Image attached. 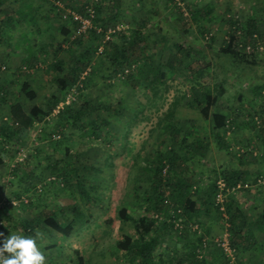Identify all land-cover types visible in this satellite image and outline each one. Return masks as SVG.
Wrapping results in <instances>:
<instances>
[{"label":"rangeland","instance_id":"1","mask_svg":"<svg viewBox=\"0 0 264 264\" xmlns=\"http://www.w3.org/2000/svg\"><path fill=\"white\" fill-rule=\"evenodd\" d=\"M176 1L177 7L180 8L179 12L167 0H97L96 4L103 7L101 19L104 22L109 20L108 13L115 6V13L119 19H113L111 24L124 28V31L128 29L127 33L135 28V23L138 21L145 22L143 31L147 35L146 43L149 45L146 54L152 55L154 59L152 61L159 66L166 65L173 54H183L186 47L199 50L202 53L200 56H204L203 62L193 55L187 58L181 57L180 60L183 63L194 60L198 67L201 63L205 64L211 83L222 84L223 93L219 102L224 108V113L233 118L242 117L246 121H255L254 118L258 117L262 107L258 104L259 101L251 96H253V87L264 82V52L255 57L250 64L240 67L229 63L217 53L226 36V19L229 17L241 23L248 18H254L264 30V0ZM90 3H93V0H2L0 23L10 17L15 21V28L7 36H3L1 39L4 41L0 43V88L3 87L7 91L4 99L6 103L1 101L3 96L0 94V117H8L10 105L16 103L22 104L27 110L33 106L44 110L50 103L51 96L57 93L54 72L51 69L48 72L42 71L54 61L51 54L45 61L39 56L38 69L23 70L25 53L23 47H20L21 35H27L29 39L34 40L38 48L48 44L49 37H54L55 41L59 42L61 40L59 26L62 23L67 25L72 23L71 19L67 18L71 16L68 13L83 15L79 14L80 10ZM205 7L209 8V14L201 15L194 21L191 12ZM26 12L28 14H25ZM20 19L22 22L17 23L16 21ZM33 19L36 24H33ZM201 29L204 30L202 35ZM157 37H163L165 41L156 42L154 47L153 43L155 40L158 41L155 39ZM59 58L66 60L67 55L60 53ZM66 66L67 64L64 65V69L67 68ZM174 67L181 69L180 75L186 73L182 64L178 66L175 64ZM89 69H94L96 74L92 84H87L86 89H83L86 102L93 101V104L103 103L117 108L116 115L99 109L88 110L87 117H82L85 124L93 120L109 122L110 128L104 130L99 139L83 136L81 130L68 127L65 132L67 136L72 134V137L66 138L69 142L65 141L64 146L54 148L55 141L53 142L51 137L40 140L42 136L52 131L53 125L57 122L55 111L41 122L33 124L23 136V143H18L19 146L22 144L19 153H14L12 150L14 146L12 138L3 137L4 141L0 137V148L4 147L3 151L0 150V156L5 163L4 166H0L1 181L4 182L6 191L24 193L26 194L24 200L30 203H19L21 205L19 210L15 211L16 214L8 216L13 218L11 221L1 219L7 225L5 235L22 233L28 236L23 231L20 220L36 221L37 228L30 236L37 239L38 246L46 257L45 264H78L80 257L83 259V264H130L131 258L126 253H113V245L125 235L131 236L132 239L138 238L139 219H151V213L145 212L137 203L149 187L147 175L140 169L154 159L157 152L165 153L169 149V137L157 128L156 123L162 113L166 112L168 105L181 93H186L187 97L181 101L183 106L178 107L174 124L184 129L181 136L187 132L191 134L187 138L189 142L200 140L202 143H207L208 151L199 163L196 162L197 158H192L189 152H186L187 154L184 155H188V158L186 157L182 164L187 170L182 171L180 178L190 179L192 186H196L201 191H210L209 185L216 176V167L223 162L222 158L226 153L216 149L208 121L201 119L197 109L189 108L184 104L190 97L187 89L178 81L166 77L163 81L164 86L160 84L155 86L158 92L154 97L149 89L144 90L142 87L131 89L116 79L108 80L107 75L110 70L100 54L95 55L91 60ZM13 81H16L15 84H12ZM24 81L29 82L30 87L35 91V100L27 102L20 93V86ZM72 97H75V91ZM81 102L80 100L79 104ZM187 121H192L194 127L189 128L193 124ZM0 124V132L4 133L7 127L5 123ZM228 137L230 139V136ZM67 145L71 149L69 158L63 157L62 152ZM233 146L242 149L250 147L239 143ZM252 149L263 153L262 148L256 145ZM24 159L23 165H29L39 177L34 180L37 189L40 190L39 195L25 190L27 182L18 180L11 173L14 163ZM58 160L61 161L59 165L61 169L66 166L78 167L79 174L85 178L87 193L94 200L92 203H87L78 194L76 187H73L74 194L71 195L67 190H60V186L59 188L52 186L50 189L38 184L46 177L53 179L50 175L51 171L47 170L46 166H51ZM255 160L264 163V158H255ZM81 165L83 167L79 168ZM5 204L0 206L8 210ZM72 205H76L81 210V218L76 219L70 211L69 207ZM122 208L127 209L128 213L126 219L121 221L117 213ZM42 211L45 214L54 213L56 220L63 225L72 224L71 235L64 239L44 227L42 224L44 218L37 217ZM256 211H252V215H258L259 210ZM225 216L229 218L227 213ZM210 221L208 233L211 234L208 238L221 239L224 233L229 234L225 232L228 229V222L221 216L218 217L214 211L211 212ZM250 221H253L252 218ZM196 223L202 230V222L196 221ZM149 233L146 237L155 235L152 231ZM156 235L159 233L156 232ZM251 235L254 243L249 248L235 253L236 264H264V234ZM174 239L172 231L165 232L160 237L158 249L154 252L155 256L157 257L160 252L164 253V247H171L173 250L170 248L167 250L173 254L177 247ZM222 264H226L224 259Z\"/></svg>","mask_w":264,"mask_h":264},{"label":"trees","instance_id":"2","mask_svg":"<svg viewBox=\"0 0 264 264\" xmlns=\"http://www.w3.org/2000/svg\"><path fill=\"white\" fill-rule=\"evenodd\" d=\"M167 1L176 8L177 12L180 11V8L177 7L176 0ZM1 4L2 0H0V5ZM113 8L108 13L109 20L104 22L101 19V15H103V7H101L100 4H97L93 8L94 17L91 20L92 25L85 30V32L79 30V22L69 18L72 21V23L70 22V25L62 23L59 26L61 40L57 42L54 37H49L50 42L39 48L35 46L34 40L29 39L27 35H21L20 47H23L25 53L23 70L32 71L38 69L37 65H39L40 60L39 56L42 58V61H45L47 56L51 54L54 61L48 67H44L42 71L48 72L51 69L54 72V82L57 93L51 96L50 103L45 106L46 109L44 110L37 106H33L27 110L20 103L10 105L7 114L8 117H0V123H5V126L7 127V130H5L4 133L0 132L1 139H3V137L9 139L12 138L14 141L12 150L14 153H19L22 150V144L19 146L18 143H23V136H25L35 122H41L44 118H47V116L57 108L61 101H63L69 94H72V89L75 91L74 99L70 101L69 104L64 105L59 109L58 113L55 115V117H57V124L55 123L52 127V131H50L48 135L42 136L40 140H43L44 137H51L53 142L55 141L54 148H56V146L59 147L60 145L64 146L65 141L69 142V139L66 138L70 136L72 137V134L67 136V133L65 132L68 127L81 130L83 136L85 135L95 140L99 139L100 134L104 130L110 128L109 122L107 120H93L88 124H85L82 121V117H87L86 112L88 110L95 111L99 109L110 111L115 115L117 114L116 107L105 105L103 103L93 104V101L86 102L83 94V89H86L85 86H87V84H92V79L96 74L94 69H89L91 60L95 55H99L98 51L102 48L100 56L103 57L110 70L109 75H107L108 80L116 79L122 85L128 86L131 89H136L137 87H142L144 90L149 89L152 91V96L154 97L158 92L155 86L157 84L164 86L163 81L166 77L172 81H178L180 85L187 89V94L190 97L184 104L189 108L197 109L201 119L206 122L208 121L216 149L219 152H229L227 132H233L232 128L235 127L236 123L235 117L233 118V116L231 117V115L224 113V108L219 102L223 93L222 84L211 83V77L205 64L201 63L199 64L200 67H198L194 60L185 63L180 60L182 59L181 57L187 58L193 55L198 57V60L200 59L201 61H204V56H200L202 53L194 48L186 47L183 54H173L166 65L159 66L158 64H155L154 61H152L154 60L153 56L146 54L149 45L146 43L147 35L143 31L145 22L135 23V28L129 31V33H127L128 29L124 31V28L115 31L112 35H109L108 40H105L107 30L116 27V25L111 24V21L119 17L115 13V6H113ZM82 9L79 14L85 15V7H82ZM28 12L25 14H28ZM209 12V8L205 7L204 9L200 8L191 13L192 16H194L193 20L196 21L201 15L206 16ZM196 14L197 16H195ZM16 22L21 23L22 19L17 20ZM34 23L36 24L33 19V24ZM226 27L227 33L219 46L217 54L237 67L248 65L253 62L255 57L261 54V52H252L248 55L244 50L247 45L251 46L252 50L256 49L257 42L253 35H256L259 41L264 40V30L259 21L254 18H248L245 22L241 23L234 21L229 17L226 19ZM14 28L15 21L13 18L7 17L4 22L0 23V43L1 41H4L1 38L7 36ZM203 32L204 30L201 29L200 34L202 35ZM155 39H158V41L155 40L153 43L154 47L156 42L161 43L165 41L163 37H157ZM85 41L88 43H85ZM60 53L67 55L66 60L59 58ZM66 64L67 68L64 69V65ZM175 64H177V66L182 64L186 73L180 75L181 69L179 70V67L175 68ZM86 71L87 73H85ZM15 82L16 81H13L12 84H15ZM258 85L260 86L253 87V94L264 101L261 96V92L264 90V82ZM6 93L7 91L5 88H0V94L3 96L1 101L3 102H5L4 99ZM20 93L27 102L36 99V93L27 81H24L21 84ZM186 97L187 95L184 92L181 93L180 96L175 97L168 105L166 112L162 113L161 118H159L156 123L157 128H159L164 134L168 135V141L170 142L169 149L166 150L165 153L157 152L154 159L140 169L147 175L149 187L145 190L137 203L140 204V207H142L145 212L151 213V219H139L137 229L139 234L138 238L132 239L131 236L125 235L122 239L114 242L113 253H126L129 258H131L130 264H209L204 256L199 257V254L197 253V250H199V247L201 246L200 236L195 237L196 235L193 233L192 243L188 236L191 232L189 225L194 223L193 219L197 218L200 200L195 198L197 195L196 192H192L193 184L191 180L180 178L182 171L187 170V167L182 164L186 157L188 158V155H184L187 154L186 152H189L188 154H190L192 158H197L196 162L199 163L204 159L205 154L208 151L207 143H202L200 140L189 142L187 138L191 134L183 132L184 135L181 136L182 130L184 131V129L176 127L174 124V117L176 116L178 107L183 106L181 101L182 99L185 100ZM79 99L82 101L81 104H79ZM259 113L260 116L257 115L258 118L264 115L263 108ZM187 122L193 124L192 121ZM252 124L253 127L257 126L255 121H253ZM191 127H194V124L189 126V128ZM257 128L264 133L263 119L260 118V124ZM3 140L5 141V138ZM3 149L4 147L0 148L2 151ZM244 149H250V151H253L252 147H246ZM70 151L71 149L69 145L64 147L62 150L63 157L69 158ZM262 151L264 153V148ZM37 152H39V150ZM234 152L238 153V151ZM238 154L240 157L248 155V153ZM46 157L48 158L47 155ZM251 157L255 159L252 155ZM25 159L21 160V163L15 162L11 173L18 180L27 182V188H25V190L33 191L35 194L37 193L39 195L38 192H40V190L37 189V184H35L36 182L34 181L39 177L29 165H23ZM60 162L61 161L58 160L55 163L53 162L51 166H46V169L51 171L50 175H52L51 177L53 179L50 180L46 177L45 179L40 180V183H37L41 184L43 188L47 186L50 187V189H52V186H56L57 188L60 186V190H67L71 195L74 194L72 190L73 187H76L78 194L83 197L87 203H92L94 200L89 197L87 193L85 188V178L81 177V174H79L78 167L75 166L74 168H71L70 166H66V168L61 169L59 166ZM4 165L5 163L0 156V166ZM82 167L83 166L81 165L79 168ZM218 178H223L230 186L234 185L236 182L244 181L240 180L237 176H232V174L225 170L216 173V176L209 185L210 191L206 192V199L204 202H201L200 206L203 207L205 212L214 211L215 214L220 217L221 215L214 205L216 195L215 183ZM1 180L0 176V205L2 206L6 203L5 205L8 210L5 207L0 206V208H5L0 210V221L2 222L0 232L5 233L7 225L4 220L11 221L13 218H8V216L15 215V211L19 210L18 208L21 205L19 204L17 207H10L7 204L12 200H19L22 197H25L26 194L19 191H6V186ZM231 200L230 203L226 205V213L229 217L226 222L229 224L228 231L230 234V247L237 252L249 248L254 241L252 235L247 233L249 223H247L241 214L236 213L238 211L235 213L231 212V207L233 206ZM27 204L30 203L27 202ZM69 209L76 219L81 218V210L76 205L70 206ZM127 213L128 210L125 208L119 210L117 213L119 220H125ZM173 215L176 216L173 218ZM37 217H43L42 224L44 227L64 239H67L73 231L72 224H61L56 220L54 213L45 214V212L42 211ZM3 218L4 222L1 220ZM178 220L181 229L175 228L176 221ZM20 221L22 222L21 226L23 227V231L28 236L33 235L34 230L37 228V222L34 220L27 221L22 219ZM109 223H111V221H109ZM257 224L264 226V209L260 213ZM151 231L152 233H155V235L146 237V234H150L149 232ZM167 231H172L173 238H175L174 240L177 242L176 245H180L181 248H178V250L173 253L174 257L166 262L165 259H161L160 257L157 259L154 252L158 249L160 237ZM156 232L159 233V235H156ZM181 239L185 242L183 245L181 244ZM212 252L213 251L210 252L209 249L208 253L212 255ZM218 252L221 258L224 259L222 251L218 250ZM82 260L83 259L80 257L78 264H83Z\"/></svg>","mask_w":264,"mask_h":264},{"label":"crops","instance_id":"3","mask_svg":"<svg viewBox=\"0 0 264 264\" xmlns=\"http://www.w3.org/2000/svg\"><path fill=\"white\" fill-rule=\"evenodd\" d=\"M138 22L141 23L142 21H138ZM257 86H260V85L257 84ZM252 95L253 96L251 97L259 101L258 104H260V106L264 110V101H262L260 98H257L256 96L254 97V94ZM262 118L264 121V117H261V119ZM235 123H236L235 127L232 128L233 132L231 131L227 132V142L229 145V149H228L229 152L225 153L224 157L222 158L223 162L217 165L216 173H219L221 170H225V171H228L230 174H232V176L239 177V179L242 181H249V180L252 181L254 180V178L259 177V176L264 177V163L253 159L250 154L240 157L238 153L234 152V151H237V148L239 147L236 148L233 146V144L239 143L242 145H249L252 148H254L256 145L263 149L264 148V133H262V131H260V129H258L257 127H253L252 121L250 120L246 121L245 119L243 120L242 117L235 118ZM228 136H231L232 138L230 137L231 139H229ZM214 172L215 170L213 171V173ZM192 189L197 194L195 198L200 200L199 202H204V200L206 199V192L208 191L207 190L201 191L196 186L194 187L192 186ZM231 201L233 205L231 207V212L235 213L236 211H238L236 213L241 214V216L247 221V223H249L248 228H247V231H248L247 233L249 234L263 233L264 234V226L257 224V220L260 217V213L264 209V185L258 186L256 188L254 187L252 189L241 190L233 197ZM200 205L201 203H199V206H198L197 218L193 219V222L194 223H196V221L202 222V230H203L202 233L205 236L210 237L208 236L211 234V233H208L209 231L208 225L211 222L210 217H211L212 211L205 212L203 210V207ZM256 209L259 210L258 215H252L253 214L252 211L257 212ZM250 218H252L253 221H250ZM211 229H210V232H211ZM194 234L192 232L188 234L189 240L191 241V243L193 242ZM181 241H182L181 244L183 245L185 242L182 239ZM161 248H163V246H161ZM161 248H159V250ZM168 248H170V250H173L171 249V247H164L163 248V250H165L164 253L162 252L158 253L156 258L158 259L160 257L161 259H165L166 262L167 260L172 259L174 255L172 253H169ZM178 248H181V246L180 245L178 246L177 244L176 250H174V252L177 251ZM212 249L213 248H210V252L213 251L212 255L207 252V254L204 256L207 263L222 264V258L218 250L217 249L212 250Z\"/></svg>","mask_w":264,"mask_h":264},{"label":"built area","instance_id":"4","mask_svg":"<svg viewBox=\"0 0 264 264\" xmlns=\"http://www.w3.org/2000/svg\"><path fill=\"white\" fill-rule=\"evenodd\" d=\"M97 0H93V3H90L89 5L85 6V15H78L75 13H68L71 14L67 18H71L74 21H77L80 23L79 30L81 32H85L88 28L91 27L92 23L91 20L94 17V10L93 8L97 5ZM65 18V16H64ZM123 28H120L119 26H116L114 28L108 29L106 32L105 40L109 39V35H112L115 31H119ZM254 38H256V49L252 50L251 46L247 45L245 47V53L250 54L252 52H263L264 51V40L259 41L257 39L256 35H253ZM102 51V48L99 49L98 53L100 54ZM72 89V93H73ZM261 96L264 99V90L261 92ZM74 98L72 97V94H69L63 101H61L57 108L53 111L54 114H57L59 109H61L64 105L69 104L70 100L72 101ZM256 125L258 126L260 124V120L258 117L254 118ZM238 153H248L252 155L255 158H264V153L258 152V150L250 151V149H242L237 148ZM264 185V177L259 176L254 178L252 181H244V182H236L234 185H228L226 181L223 178H218L216 180L215 186H216V195L214 199V205L218 209L221 217L224 221H227L226 215V205L230 203V200L232 197H234L239 191L243 189H252L256 188L258 186ZM19 203H27L26 200H24V197L19 200H12L7 205L10 207H17ZM180 214V213H179ZM176 216V215H175ZM173 215V218L175 217ZM2 227V222L0 221V231ZM176 229H181V225H179V220L176 221L175 225ZM189 228L192 233H195L197 237L200 236L201 238V246L199 247V250H197V253L199 254V257H203L207 254L210 248H216L220 251H222V254L224 255V260L226 264H236V258H235V251L230 247L229 243V234L224 233L221 239H210L202 233L201 228L197 223H191L189 225ZM229 228V225H228ZM225 232H229L228 229L225 230ZM202 236V237H201Z\"/></svg>","mask_w":264,"mask_h":264},{"label":"clouds","instance_id":"5","mask_svg":"<svg viewBox=\"0 0 264 264\" xmlns=\"http://www.w3.org/2000/svg\"><path fill=\"white\" fill-rule=\"evenodd\" d=\"M35 237L0 232V264H45Z\"/></svg>","mask_w":264,"mask_h":264}]
</instances>
